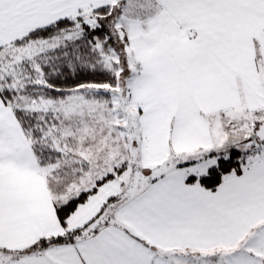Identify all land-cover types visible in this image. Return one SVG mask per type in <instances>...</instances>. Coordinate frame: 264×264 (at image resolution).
Listing matches in <instances>:
<instances>
[{
    "label": "snow or ice",
    "instance_id": "snow-or-ice-1",
    "mask_svg": "<svg viewBox=\"0 0 264 264\" xmlns=\"http://www.w3.org/2000/svg\"><path fill=\"white\" fill-rule=\"evenodd\" d=\"M0 264H264V0H0Z\"/></svg>",
    "mask_w": 264,
    "mask_h": 264
}]
</instances>
